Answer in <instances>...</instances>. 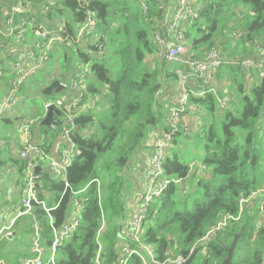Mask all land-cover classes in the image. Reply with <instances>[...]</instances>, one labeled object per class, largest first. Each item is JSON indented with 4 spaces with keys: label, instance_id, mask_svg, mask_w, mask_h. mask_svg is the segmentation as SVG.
<instances>
[{
    "label": "trees",
    "instance_id": "trees-1",
    "mask_svg": "<svg viewBox=\"0 0 264 264\" xmlns=\"http://www.w3.org/2000/svg\"><path fill=\"white\" fill-rule=\"evenodd\" d=\"M29 1L41 4L46 0ZM55 1L54 17L62 16L67 22L66 41L56 45L65 66L62 75L53 78L41 93L51 98L52 90L69 78L64 69L70 76L75 73L68 45L72 42L80 46L76 29L89 13L97 20L92 39L100 42L103 50L96 55L87 50L77 51L85 63H91L89 73L84 77L88 85L83 98L87 101L89 97L91 107L86 112L74 113L75 129L71 139L76 155L67 168L65 180L41 172L40 196L62 201L60 209L53 212L60 225L77 201L70 191L64 194L65 181L73 188H79L92 179L100 180L104 190L102 205L106 225L101 239L103 260L105 264H114L121 246L129 239V232L124 237L123 231L132 205L127 201L131 172L134 165L141 162L142 155L151 150L149 141L153 134L168 129V115L173 105L157 92L168 80L177 81V74L172 70L175 64L156 58L153 43L154 32L162 33L168 22L167 9L157 0H150L151 4L145 0L149 7V14L145 16L138 0ZM197 5L185 32L187 54L191 58L203 59L213 48L219 49L226 59L253 58L255 47L264 44V0H197ZM248 9V22L244 23L242 15ZM239 12L243 13L240 15ZM234 31L240 32L241 37L233 44ZM87 47L92 52L97 51L91 43ZM117 70L121 71L120 76L113 79L112 73ZM248 74L236 66H225L219 71L217 86L220 94L231 95L229 90L223 89L230 82L229 86L235 85L236 96L242 97L236 101L233 94L228 110L219 108L214 94L194 93L198 87H191L190 103L199 108L203 123L195 132L181 131L176 135L164 161L165 175L172 183L150 209L143 234V241L155 247L160 260L190 257L195 244L224 216L237 218L243 209L239 221L212 236L207 245L209 264H221L227 257L226 247L238 232L235 224L243 225L242 239L234 257L237 264H264V228L258 229L257 225L253 231L246 213L249 205L259 200L253 198L243 207L240 203L241 199H249L264 190V76L260 78L254 70L250 77ZM246 78L252 79L254 84L248 87ZM3 122L11 123V120L7 118ZM52 124L55 129L42 125L41 121L33 130L34 142L42 143L45 153H53L59 147L57 130L62 123L58 116L53 117ZM181 146L187 150H182ZM12 151L9 154L12 155ZM193 160L200 166L191 170ZM4 163L14 166L19 176L26 173V162L18 157L8 155ZM178 181L180 183H176ZM188 186L193 187L191 194L187 191ZM80 198L82 223L58 248V264H96L97 234L102 222L97 184H92ZM260 198L261 202L264 195ZM36 214L43 226L44 240L49 245L52 235L46 214L41 208L36 209ZM24 224H30V221ZM22 235L18 232L16 238L22 239ZM16 238L0 241V259L19 263L22 258L32 256L31 245L24 252L13 251L11 246L17 243ZM252 244L254 248L250 251ZM132 264L142 263L139 258H134Z\"/></svg>",
    "mask_w": 264,
    "mask_h": 264
},
{
    "label": "built area",
    "instance_id": "built-area-1",
    "mask_svg": "<svg viewBox=\"0 0 264 264\" xmlns=\"http://www.w3.org/2000/svg\"><path fill=\"white\" fill-rule=\"evenodd\" d=\"M143 14L148 16L149 7L145 0H138ZM170 19L164 26L162 33L154 32L153 43L156 47V58L165 60L171 64H177L176 92L177 98L171 106L168 115V129L157 134L150 141L151 157L143 175L144 188L139 197V205L136 209L130 208L129 213V239L121 246L119 256L114 264H132L134 258H139L142 264H184L191 255L199 248V253L205 255L208 243L218 231L226 229L232 222L239 221V217L224 216L214 229L203 237L190 251V257L179 256L160 260L148 244L143 241V229L148 218V213L158 200L169 189L172 181L165 175L164 161L167 153L172 148L176 135L183 129L184 118L190 114H196L199 108L190 103V97L194 85L202 88L199 93L215 95L219 108L228 110L233 99L231 96H221L216 88L219 71L225 66H236L248 72L256 71L259 77L264 76V44L257 45L254 49L253 58L226 59L217 48L211 49L203 59H193L186 51L185 32L188 23L197 9V0H170ZM4 7V13H0V63L11 59L14 69L6 71L0 68V86L6 87L8 92L0 109V114L6 109L14 108L20 97L18 93L24 88L29 79L41 70H44L56 45L65 42L67 22L64 17H54L56 9L55 0H46L41 4H32L29 0H0V9ZM8 7V10H7ZM97 20L93 14H88L85 21L77 27V43L88 45L89 40L95 35ZM240 33H233L234 41H239ZM97 48L96 52L88 50L90 54H100L103 45L98 41L92 43ZM6 76L10 77L9 79ZM64 89L68 86L66 83ZM72 90L76 96L72 99L71 113L68 114V126L62 128L61 134L68 144V148L62 151L55 150L53 153H45L41 148L42 143H35L33 130L36 123L29 120L16 123L17 132L22 135L23 141L19 145L18 158L25 161L26 172L29 173L25 182H15V186L2 193L0 200V241L7 238L12 240L16 233L29 232L31 235L32 256L24 257L19 263L9 262L3 258L0 264H58L57 252L74 233L78 230L83 218V203L80 198L89 187L96 183L102 212L101 227L97 234L98 252L96 264H105L103 260V245L101 242L105 229V217L103 210L104 190L103 184L98 179H92L79 188H73L68 182L64 184V194L71 192L77 198L76 203L70 209L68 218L60 225L53 212L61 207V200H48L40 196L42 190L39 180L41 172H47L52 178L65 180L67 168L73 163L76 155V147L72 142L71 133L74 127L75 111L86 112L91 105L83 103L85 85L74 79ZM158 96L170 101L169 96L161 89ZM92 102V101H91ZM51 105V104H50ZM48 107V105H47ZM73 111V112H72ZM16 142L12 143V147ZM8 140L0 136V181H8L17 174V169L9 163H4L8 153L5 152ZM2 162V164H1ZM46 164V166H44ZM196 162L191 163V170L197 167ZM36 169L39 173L36 174ZM206 169V167H203ZM180 183V181L176 182ZM40 185V189L38 188ZM51 195V193H46ZM264 195V190L258 191L249 199H241L243 207L254 198ZM261 199V198H260ZM259 199V202H260ZM260 212L263 218L258 223V229L264 228V200L260 202ZM7 208V210H6ZM41 208L47 217L52 241L49 245L44 240V230L41 220L36 214V209ZM75 209V211H74ZM28 219V220H27ZM30 224H24L29 222ZM28 226V231L24 229ZM19 228V231L17 230Z\"/></svg>",
    "mask_w": 264,
    "mask_h": 264
},
{
    "label": "rangeland",
    "instance_id": "rangeland-1",
    "mask_svg": "<svg viewBox=\"0 0 264 264\" xmlns=\"http://www.w3.org/2000/svg\"><path fill=\"white\" fill-rule=\"evenodd\" d=\"M151 4V1L148 0ZM164 2H166V0H164ZM167 5V4H166ZM168 12H171V8L170 5L168 4ZM201 7V5H200ZM249 10V9H248ZM245 11V10H244ZM240 15L243 12H239ZM250 14V10L247 13H244L242 15V19L243 22L246 23L248 22V17ZM240 33L238 31H234V33ZM232 39V38H231ZM94 40L90 39L89 43H93ZM231 42V40H230ZM239 41L234 42L237 43ZM232 43V42H231ZM237 45V44H236ZM235 45V46H236ZM69 48L71 50V54H72V66L73 69L75 70V73L70 76V73L68 74V72L65 71L64 69V73L65 75H68L69 78L65 81V83L67 84V88L65 90H63L61 93L52 95V97H47L44 94L41 93V90L43 88H46L47 85L49 84L50 81H52L53 78H58L62 75L63 72V68L65 66V62L63 60V58H61L59 56V53L57 52V47H55L54 52L52 54V58H50L44 68V70H41L40 72H38L35 76L31 77L27 83V85L21 89V91L18 93V96L20 97V100L18 102V104L16 105V107L14 108H10V109H6L3 113L0 114V136L7 139L8 140V146L5 149L6 153L11 152V149H13L14 151H12V156L17 157L18 156V150H19V145L22 144L23 141V137L21 134H19L17 132V128H16V123L18 121H23V120H29L30 122H34L39 124V122H41L43 120V118L46 116L47 113V105L50 104H54L56 105L60 111L63 113V116L59 118L60 123H62V127L57 130L58 132V136H59V147L58 150L62 151L64 149H67L69 146L66 142V140L64 139L63 135L61 134L62 128L64 126L67 125L68 123V114L71 113V108H72V99L76 96V93L72 90V86H73V82L74 79L79 80L81 83H83L85 86L88 85V80L87 78H84L85 75L87 73H89L90 67H91V63H85L78 55H77V51L78 49L85 51L87 50L88 52V47L80 44V46H76L74 43L70 42L69 43ZM222 53V52H221ZM223 54V53H222ZM91 55H96V54H91ZM62 60V62H61ZM14 61H12L11 59H6L3 60L2 63H0V68L4 69L6 71H12L14 69ZM172 70L176 71L178 66L177 64L172 65ZM181 68H184L182 66H179ZM221 71V70H220ZM121 71L117 70L114 71L112 73V78L116 79L117 77L120 76ZM251 75V73H250ZM249 77V76H248ZM6 78H10L8 76H6ZM218 80V77H217ZM246 82H248V87H250L252 84H254V81L252 79H245ZM218 82V81H217ZM230 83V82H229ZM225 85V87L223 88L224 90L226 89V91L229 90V92L231 93V97L234 96L236 97V101H239L242 97L241 96H236V93L234 92V87L235 85L230 84L229 86ZM176 85H177V81H176ZM231 90V91H230ZM8 90L6 87H0V109L4 100V96L7 94ZM221 95V94H220ZM224 96V95H221ZM85 100V99H84ZM84 104H88V100L89 97L87 98V101H84ZM90 106V105H89ZM90 109V108H89ZM88 109V110H89ZM73 112V111H72ZM196 116L199 118V123H203V118L202 116L196 113ZM203 117H205L203 115ZM10 119L11 123H5L3 122V119ZM16 142V144H14V146L12 147V143ZM15 148V149H14ZM182 150H187L184 146L180 147ZM194 162V160H193ZM135 170H133L132 176L135 175ZM29 173L26 172L23 176H19V175H15L13 177H11V179H9L8 181L4 182L3 184H1L0 181V188L3 190V192H7V190H9L10 188L15 186V182L20 181V182H25L26 178L28 177ZM131 177L129 179V185H130V191L128 193L129 196V201L130 203H132V205H130L129 207V213H130V208L131 209H136L137 206L139 205V197L142 193V190L144 188L143 185V180H141V183L139 185H136V182H131ZM194 184V183H193ZM132 186H133V190H132ZM136 186V187H134ZM187 191H189V193L191 194L193 192V187L192 186H188ZM192 198V196H191ZM56 198H54L53 200H55ZM260 199V196H258L257 200ZM253 203V202H252ZM252 203L250 205H252ZM260 202L258 201L257 203H253V206L250 208L249 205V209H247V217H249L251 219V225L253 228V231H256L258 222L261 220V218H263L261 215H259V210H260ZM7 210V208H6ZM75 211V209H74ZM157 226V224L155 223V227ZM145 228L143 229V234L145 232ZM24 229L26 231H28V226H25ZM129 232V218H127V222L124 228V237H127ZM24 235H22V239H20L19 237L16 238L17 233L15 235L14 238H16L17 243L15 242L14 244L12 243V248L14 252H24L26 250V248L30 247L31 245V235L29 234V232H25L23 233ZM151 249L155 250L154 246L148 245ZM252 247L250 248V251L253 250L254 248V244L251 245ZM205 257L199 253L197 255V258L195 259L194 262L197 261H201V259H204Z\"/></svg>",
    "mask_w": 264,
    "mask_h": 264
},
{
    "label": "crops",
    "instance_id": "crops-1",
    "mask_svg": "<svg viewBox=\"0 0 264 264\" xmlns=\"http://www.w3.org/2000/svg\"><path fill=\"white\" fill-rule=\"evenodd\" d=\"M157 1L160 3L161 6H164L166 9H168V7H169L168 4L170 5V8H171V2H170V0H166V2H164V0H157ZM5 10L6 9L4 7H2L0 9V13H4ZM7 10H8V7H7ZM170 14H171V12H168V10H167L166 18L168 19V21L170 19ZM185 49L188 52V47H186ZM217 84H218V82L216 83V88H217V90L219 92V89H218ZM193 87H198V86L193 84ZM197 89L198 90H195L194 93H200L201 92V90H199V87ZM163 90H164V94H166V95L169 96L170 102L172 104H174L175 101H176V98H177L176 81H170V80H168L166 82L165 87L163 88ZM219 94H220V92H219ZM197 114L199 115V112H197ZM201 124L199 123V118L196 116V114H190L189 116H187V117L184 118L182 131L184 133H186V134H189L191 132H195L196 130H198L199 125H201ZM157 134H159V133H154L153 136L150 138V141ZM150 141H149V144H150ZM58 146H59V144H58ZM150 151H149V153L147 155H144V154L142 155V158H141V162L140 163L134 165V168L133 169L135 170L134 171L135 172V175L134 176L131 175V182H133V181L136 182L135 183L136 185H139L141 183V180H143V175L145 173L146 167H147V165H148V163L150 161V157H151V152ZM7 155H9L10 157L12 156L9 153ZM197 164L200 166V163H197ZM3 183H1V184H3ZM2 193H4V192L0 188V200H1Z\"/></svg>",
    "mask_w": 264,
    "mask_h": 264
},
{
    "label": "water",
    "instance_id": "water-1",
    "mask_svg": "<svg viewBox=\"0 0 264 264\" xmlns=\"http://www.w3.org/2000/svg\"><path fill=\"white\" fill-rule=\"evenodd\" d=\"M64 88H65L64 85L60 84L59 87L52 90V92L50 93V96L61 93L63 90H65ZM54 116H58L60 118L63 116V113L60 111V109L56 105L54 104L48 105L46 116L42 120V125L47 126V127H52L55 129V127L52 124V119ZM38 173H39V169H36V174ZM38 188L39 189L41 188L40 185H38ZM121 229H122V225L119 228V233H121ZM241 237H242L241 232L235 236L231 247L228 249V255L221 264H233V258H234L235 251L237 248V243ZM198 254H199V248L195 250V252L191 255V257L184 264H195L194 261ZM205 264H208V259L206 260Z\"/></svg>",
    "mask_w": 264,
    "mask_h": 264
},
{
    "label": "flooded vegetation",
    "instance_id": "flooded-vegetation-1",
    "mask_svg": "<svg viewBox=\"0 0 264 264\" xmlns=\"http://www.w3.org/2000/svg\"><path fill=\"white\" fill-rule=\"evenodd\" d=\"M231 225H232V223H231L229 226H231ZM235 227H238V232L234 234L233 240H234L235 236L238 235L240 232L243 233V232H242L243 225H238V224L236 225V224H235V225H234V228H235ZM241 239H242V237L238 240V242H239ZM233 240H232V242H233ZM232 242H231L230 246L226 247V250H228V249L231 247ZM237 244H238V243H237ZM236 252H237V248H236L235 254H236ZM207 253H208V252H207ZM207 253H206L205 255H203L205 258H204V259H201V261H202V260L204 261L202 264H205L207 259H208V264H209V258L207 257ZM227 255H228V251H227ZM234 257H235V255H234ZM262 259H264V255L262 256ZM195 264H201V262H200V261H197ZM233 264H237V262H236V260H235L234 258H233Z\"/></svg>",
    "mask_w": 264,
    "mask_h": 264
}]
</instances>
